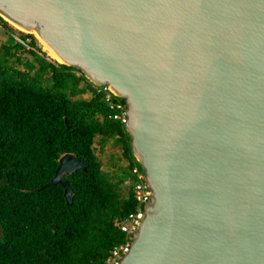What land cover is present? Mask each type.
Wrapping results in <instances>:
<instances>
[{
  "label": "water",
  "instance_id": "1",
  "mask_svg": "<svg viewBox=\"0 0 264 264\" xmlns=\"http://www.w3.org/2000/svg\"><path fill=\"white\" fill-rule=\"evenodd\" d=\"M0 15L126 104L151 193L119 264H264V0H0ZM77 169L64 153L45 184L66 205Z\"/></svg>",
  "mask_w": 264,
  "mask_h": 264
},
{
  "label": "trees",
  "instance_id": "2",
  "mask_svg": "<svg viewBox=\"0 0 264 264\" xmlns=\"http://www.w3.org/2000/svg\"><path fill=\"white\" fill-rule=\"evenodd\" d=\"M2 24L34 50L11 35L0 42V264H105L123 241L116 222L136 208L123 184L136 163L130 137L80 71L44 59L33 33ZM95 141L118 146L125 164L103 171ZM64 153L85 164L65 176L71 205L61 186H45Z\"/></svg>",
  "mask_w": 264,
  "mask_h": 264
},
{
  "label": "built area",
  "instance_id": "3",
  "mask_svg": "<svg viewBox=\"0 0 264 264\" xmlns=\"http://www.w3.org/2000/svg\"><path fill=\"white\" fill-rule=\"evenodd\" d=\"M3 21L7 22L0 15V34L11 35L16 41L23 45L25 50H34L31 46V39L28 36H25L24 39H21L19 35L14 31H6L2 24ZM7 23L10 27H12V29L17 31L9 22ZM38 47L40 48V51L36 52L44 59L51 61V59L47 56V54H45V52L41 49L39 45ZM91 87L94 94L102 96L107 106L108 118L119 122L125 127L127 115L126 104L124 100L118 95H115L113 92H111L108 88V85L91 84ZM136 163L129 168L130 176L123 181L124 185L131 187L133 197L136 201V208L135 210L124 215L119 221L116 222V227L119 229L120 232L123 233V241L118 244H115L110 249L108 256L105 259V264H119L122 257L129 251V247L133 240L134 233L137 230V223L141 222L144 217V205L149 201V193H151V191L147 186V183L145 182L144 172L142 168L140 167L137 161Z\"/></svg>",
  "mask_w": 264,
  "mask_h": 264
},
{
  "label": "rangeland",
  "instance_id": "4",
  "mask_svg": "<svg viewBox=\"0 0 264 264\" xmlns=\"http://www.w3.org/2000/svg\"><path fill=\"white\" fill-rule=\"evenodd\" d=\"M6 36H7V34H0V42H3L6 38ZM7 42H8V44L10 43L9 40ZM38 45H40V44L38 43ZM40 47H41V45H40ZM41 49H42V47H41ZM42 50L45 52V54H47V52L44 49H42ZM47 56L52 61H55L48 54H47ZM28 59H30V58L28 57ZM83 96L85 98L89 97V95L87 93ZM94 149H95V154L97 155V157L99 158V160L102 164L101 168L105 172H107V171L111 172V171L116 169V166L121 165V164L122 165L125 164V162L121 156V149L118 146L114 145L111 141H107V143L104 145L102 150L100 149V146L97 144V141H95Z\"/></svg>",
  "mask_w": 264,
  "mask_h": 264
},
{
  "label": "bare ground",
  "instance_id": "5",
  "mask_svg": "<svg viewBox=\"0 0 264 264\" xmlns=\"http://www.w3.org/2000/svg\"><path fill=\"white\" fill-rule=\"evenodd\" d=\"M32 33H34V31L32 32ZM42 47V46H41ZM42 49H44L43 47H42ZM45 50V49H44ZM46 51V50H45ZM48 54V53H47ZM49 55V54H48ZM50 56V55H49ZM51 57V56H50Z\"/></svg>",
  "mask_w": 264,
  "mask_h": 264
}]
</instances>
